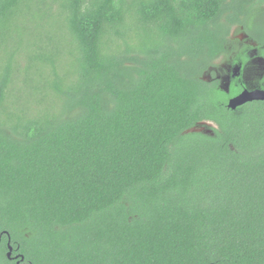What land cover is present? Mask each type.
<instances>
[{"label":"trees","instance_id":"obj_1","mask_svg":"<svg viewBox=\"0 0 264 264\" xmlns=\"http://www.w3.org/2000/svg\"><path fill=\"white\" fill-rule=\"evenodd\" d=\"M221 58L264 61V0H0V264H264V102Z\"/></svg>","mask_w":264,"mask_h":264},{"label":"rangeland","instance_id":"obj_2","mask_svg":"<svg viewBox=\"0 0 264 264\" xmlns=\"http://www.w3.org/2000/svg\"><path fill=\"white\" fill-rule=\"evenodd\" d=\"M20 19V18H19ZM231 40L246 41V36L241 33L237 28H234L230 35ZM251 46L254 44L250 41H246ZM12 47V46H11ZM264 71V61L260 58H255L249 61L243 71L241 72L242 80L247 89L252 90L259 87L256 86V80L261 76ZM217 77L220 78L222 85L226 87L228 81L233 75L239 74V72L234 71L233 66L225 58H221L215 62V67L213 71ZM211 78L210 74L206 75L205 79L209 80ZM215 125L210 122H203L198 125L193 131L203 132L205 134H212V130Z\"/></svg>","mask_w":264,"mask_h":264},{"label":"water","instance_id":"obj_3","mask_svg":"<svg viewBox=\"0 0 264 264\" xmlns=\"http://www.w3.org/2000/svg\"><path fill=\"white\" fill-rule=\"evenodd\" d=\"M252 102H264V90H243L239 95L232 97L228 100L227 108L231 111H235L239 107H242L247 103ZM8 248L9 252L7 254V257L10 259L12 253V248L10 247V239L8 241ZM17 258H19V256H16L15 259ZM21 260L23 259L21 258Z\"/></svg>","mask_w":264,"mask_h":264},{"label":"flooded vegetation","instance_id":"obj_4","mask_svg":"<svg viewBox=\"0 0 264 264\" xmlns=\"http://www.w3.org/2000/svg\"><path fill=\"white\" fill-rule=\"evenodd\" d=\"M254 59H255V58H254ZM230 65H231V64H230ZM232 66H233V64H232ZM233 69H234V71L239 72V74H237V75H233V76L231 77V79H232L234 76L239 77L240 79H239L238 81H239L240 83L242 82L243 85L245 86V84H244V82H243V80H242V76H241V72L243 71L244 68H243V69H240V70H239V69L236 70V69L234 68V66H233ZM259 78H260V77H259ZM259 78H258V79H259ZM231 79H230V80H231ZM258 79H257V80H258ZM230 80H229V81H230ZM257 80H256V81H257ZM229 81H228V82H229ZM255 83H256V82H255ZM227 84H228V83H227ZM255 87H259L257 83H256V86H255ZM259 89H260V90H264V88H261V87L256 88V89H252V90H259ZM243 90H249V89H247L246 86H245V88H244V87H243V88L241 87V91H240L237 95H239ZM252 90H250V91H252ZM237 95H236V96H237ZM234 97H235V96H234ZM252 103H253V102H252ZM247 104H249V103H247ZM1 236H2V234H0V239H1ZM7 245H8V242H7ZM12 255H13V250H12V253H11V257H10V259L13 260L15 264H20V261H21L20 258L15 259L16 256H18V255H14V256H12Z\"/></svg>","mask_w":264,"mask_h":264}]
</instances>
